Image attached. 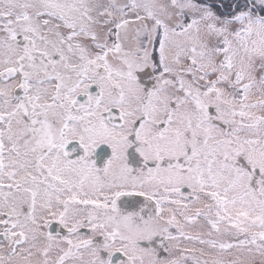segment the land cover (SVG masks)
Listing matches in <instances>:
<instances>
[{"label":"snow or ice","instance_id":"snow-or-ice-1","mask_svg":"<svg viewBox=\"0 0 264 264\" xmlns=\"http://www.w3.org/2000/svg\"><path fill=\"white\" fill-rule=\"evenodd\" d=\"M0 264H264V0H0Z\"/></svg>","mask_w":264,"mask_h":264}]
</instances>
